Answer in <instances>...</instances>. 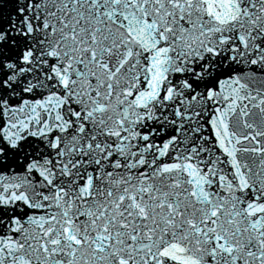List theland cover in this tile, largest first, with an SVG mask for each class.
<instances>
[{
    "label": "water",
    "instance_id": "1",
    "mask_svg": "<svg viewBox=\"0 0 264 264\" xmlns=\"http://www.w3.org/2000/svg\"><path fill=\"white\" fill-rule=\"evenodd\" d=\"M25 4L21 0H0V132H7L13 124L19 127L14 132V143L19 147L15 155L26 161L29 166L23 167L30 172L18 169L21 180H16L14 186H0V201L4 200L3 206L0 202V236L6 237L5 226L13 221L14 229L23 235L22 246L36 234L38 247L45 249L52 245L50 251L45 249L37 256L32 250H19L20 244L21 264H167L163 258L169 246H164V241L187 247L183 239L175 236L171 218L161 233L152 229L149 240H154V244L139 241L145 242L149 235L144 232L145 221L151 223L150 218L162 217L154 213V207L170 204L174 209L178 204L173 203L183 195L181 188L169 191L166 185L154 186V172L170 162L174 141L179 136L169 123L175 103L187 99L178 87L184 53L193 49L192 22L199 34L204 29L212 33L203 42L223 48L225 54L215 62L229 67L230 74L241 75L239 90L251 94L255 100L263 97L262 112L264 58L234 29L212 0H25ZM19 6L25 9L21 14ZM188 10L199 16H189ZM58 23L63 27H58ZM23 48L30 51L26 57L28 67L20 59ZM195 57L191 54L192 59ZM224 74L227 73L203 77L206 80L196 83L194 89H207L220 77L226 79ZM10 84L12 92L18 94L6 99L11 93L4 87ZM227 99L228 95L217 98L216 106ZM5 100L8 103L3 107ZM201 106L209 109L211 103L204 101ZM241 114L243 120H234L232 113L226 114L223 124L216 118L220 115L215 120L229 141L238 144L239 140H245L249 145L247 140L255 138L254 146L261 144L260 149L255 147L261 160L264 137L256 130L263 128L264 133V119L258 111L256 120L245 118V111ZM84 115L89 117L90 126L82 120ZM212 124L215 126V122ZM216 137L219 140L218 133ZM198 145L196 142L194 147ZM9 154L6 152L4 157ZM218 155L221 157L222 151ZM174 159L175 156L171 163ZM65 161L68 163L64 164ZM242 163L245 165L246 160ZM183 165V170L189 169L186 162ZM257 168L258 164L245 171L251 173ZM138 172L139 180H135ZM28 183L33 189H27V197H22ZM129 185L131 190L121 197ZM135 187L143 189L150 215L140 211V203L134 200ZM220 199L223 200L222 196ZM43 201L60 224L74 229V237L66 244L85 243L77 253L63 252L59 245L62 238L54 236L53 230L45 236L48 225L44 222L51 219L50 215L38 224L26 221L37 207L41 218H45L48 208L41 206ZM210 201L200 204L206 210L200 218L207 216L205 205ZM126 202L132 204L126 208ZM197 208L191 201L190 209L195 213ZM180 211L179 206L174 213ZM263 220L264 213L252 209V217L246 211L232 229L246 226L261 234L258 228L264 225ZM191 224L197 237L193 239L194 245L202 249L203 241H208L214 232V224L208 220L204 229L202 225ZM39 234H44L48 243H43ZM7 250L16 253L12 248ZM174 252L177 254V251L171 254ZM261 252L263 256L252 264L261 259L260 264H264V245ZM189 253L199 256L185 254L178 256L179 261L186 264L188 259H200L208 264H241L237 259L215 253L208 258L204 250ZM18 263L16 260L10 264ZM0 264H8L2 252Z\"/></svg>",
    "mask_w": 264,
    "mask_h": 264
}]
</instances>
